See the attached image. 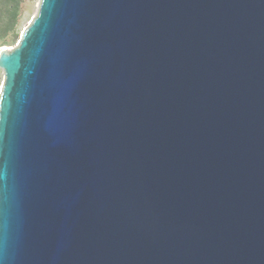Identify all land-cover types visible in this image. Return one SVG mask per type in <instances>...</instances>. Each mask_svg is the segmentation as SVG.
<instances>
[{"label":"water","instance_id":"1","mask_svg":"<svg viewBox=\"0 0 264 264\" xmlns=\"http://www.w3.org/2000/svg\"><path fill=\"white\" fill-rule=\"evenodd\" d=\"M0 70V264H264V0H40Z\"/></svg>","mask_w":264,"mask_h":264},{"label":"trees","instance_id":"2","mask_svg":"<svg viewBox=\"0 0 264 264\" xmlns=\"http://www.w3.org/2000/svg\"><path fill=\"white\" fill-rule=\"evenodd\" d=\"M24 0H0V48L10 45L19 35Z\"/></svg>","mask_w":264,"mask_h":264},{"label":"rangeland","instance_id":"3","mask_svg":"<svg viewBox=\"0 0 264 264\" xmlns=\"http://www.w3.org/2000/svg\"><path fill=\"white\" fill-rule=\"evenodd\" d=\"M39 3H40V0H24L22 19H21V23L19 26V35L14 42H12L8 46H5V48H7L8 50L15 48V46L18 43V39L20 38V35L22 33V30L26 28L30 24L32 19L37 15V12L39 9ZM3 83H4V73L3 71L0 70V91L3 86Z\"/></svg>","mask_w":264,"mask_h":264}]
</instances>
